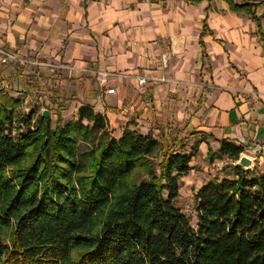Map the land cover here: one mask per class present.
Segmentation results:
<instances>
[{"label": "trees", "instance_id": "1", "mask_svg": "<svg viewBox=\"0 0 264 264\" xmlns=\"http://www.w3.org/2000/svg\"><path fill=\"white\" fill-rule=\"evenodd\" d=\"M226 1L259 22L264 0ZM20 104L0 89V264H264V172L235 164L244 146L209 148L232 176L200 186L193 225L176 201L197 145L116 137L89 104L55 123Z\"/></svg>", "mask_w": 264, "mask_h": 264}, {"label": "crops", "instance_id": "2", "mask_svg": "<svg viewBox=\"0 0 264 264\" xmlns=\"http://www.w3.org/2000/svg\"><path fill=\"white\" fill-rule=\"evenodd\" d=\"M170 1L0 0V46L36 62L0 63V89L56 120L89 104L114 136L197 145L193 160L226 139L264 172V5L257 22L226 0Z\"/></svg>", "mask_w": 264, "mask_h": 264}, {"label": "rangeland", "instance_id": "3", "mask_svg": "<svg viewBox=\"0 0 264 264\" xmlns=\"http://www.w3.org/2000/svg\"><path fill=\"white\" fill-rule=\"evenodd\" d=\"M180 0H173L165 4V7L172 6V4H179ZM20 112H28L23 107H20ZM38 112H41L37 109ZM54 123L56 119H53ZM89 146L81 144V151H85ZM234 164L233 160L227 156L216 159L214 162H209L208 158L202 159L196 157L192 161L193 170L186 176L182 177V186L180 190V197L176 204L181 207L184 212L191 218L193 225L197 223V215L194 207V195L200 186L210 178L217 176L219 179L232 176L231 166ZM258 173H263L257 170Z\"/></svg>", "mask_w": 264, "mask_h": 264}, {"label": "built area", "instance_id": "4", "mask_svg": "<svg viewBox=\"0 0 264 264\" xmlns=\"http://www.w3.org/2000/svg\"><path fill=\"white\" fill-rule=\"evenodd\" d=\"M0 63L2 64H8V63H17V64H36V62L27 59V58H22L21 56L18 55L15 51L6 49L4 47L0 46ZM97 78L100 80L101 83H104L105 80L111 75V72L107 70H96L95 71ZM161 81H165V79H160ZM149 78L147 76H137V82L144 86L148 83ZM109 93H115L116 89L115 88H109L107 90Z\"/></svg>", "mask_w": 264, "mask_h": 264}, {"label": "water", "instance_id": "5", "mask_svg": "<svg viewBox=\"0 0 264 264\" xmlns=\"http://www.w3.org/2000/svg\"><path fill=\"white\" fill-rule=\"evenodd\" d=\"M42 114L45 117L49 116V110H47V109L44 110ZM235 164L246 169V170H250V169H253L255 167L253 159L246 154H242L240 156V158L235 162Z\"/></svg>", "mask_w": 264, "mask_h": 264}]
</instances>
